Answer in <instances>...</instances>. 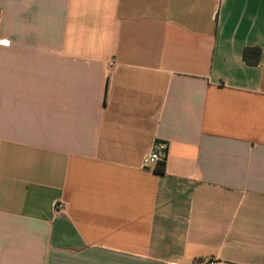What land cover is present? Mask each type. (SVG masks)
Segmentation results:
<instances>
[{
    "label": "crops",
    "instance_id": "crops-1",
    "mask_svg": "<svg viewBox=\"0 0 264 264\" xmlns=\"http://www.w3.org/2000/svg\"><path fill=\"white\" fill-rule=\"evenodd\" d=\"M0 37V264H264V0H0Z\"/></svg>",
    "mask_w": 264,
    "mask_h": 264
},
{
    "label": "built area",
    "instance_id": "built-area-1",
    "mask_svg": "<svg viewBox=\"0 0 264 264\" xmlns=\"http://www.w3.org/2000/svg\"><path fill=\"white\" fill-rule=\"evenodd\" d=\"M10 39L0 37V45H10ZM167 157V143L163 141H156L153 148L147 152L143 157V166L146 168L155 167L160 161H166ZM62 206V205H61ZM191 264H232L228 261L219 260L216 258L199 259L193 261Z\"/></svg>",
    "mask_w": 264,
    "mask_h": 264
},
{
    "label": "trees",
    "instance_id": "trees-1",
    "mask_svg": "<svg viewBox=\"0 0 264 264\" xmlns=\"http://www.w3.org/2000/svg\"><path fill=\"white\" fill-rule=\"evenodd\" d=\"M249 48H246L245 52H244V56L247 57V53H248ZM156 169L158 172L160 173H164L165 169H166V161H160L158 163V165L156 166Z\"/></svg>",
    "mask_w": 264,
    "mask_h": 264
}]
</instances>
